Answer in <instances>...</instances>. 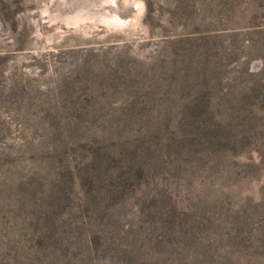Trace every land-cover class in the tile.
Instances as JSON below:
<instances>
[{"label":"rangeland","instance_id":"obj_1","mask_svg":"<svg viewBox=\"0 0 264 264\" xmlns=\"http://www.w3.org/2000/svg\"><path fill=\"white\" fill-rule=\"evenodd\" d=\"M0 264H264V0H0Z\"/></svg>","mask_w":264,"mask_h":264},{"label":"trees","instance_id":"obj_2","mask_svg":"<svg viewBox=\"0 0 264 264\" xmlns=\"http://www.w3.org/2000/svg\"><path fill=\"white\" fill-rule=\"evenodd\" d=\"M192 59L196 60L198 58H192ZM195 62H198V61H195ZM192 133L194 137L196 136V138H198L196 142L197 146L201 145L202 143L206 144V146L201 145L203 150L205 149L209 150V153L211 154V157L213 158V160H216V162L214 163L217 164L218 166L221 162H223L222 160L224 159V148H223V142L221 143V140L223 139L225 144H229L235 138V135L233 132L219 130L216 127L211 128V127L203 126V127H199L198 129L194 130ZM229 147H232L230 148L231 152H233L236 149L235 146L229 145Z\"/></svg>","mask_w":264,"mask_h":264}]
</instances>
